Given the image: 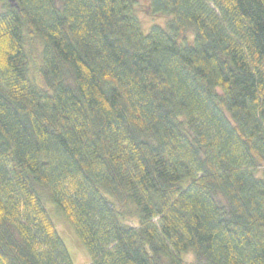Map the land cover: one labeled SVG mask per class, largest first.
Segmentation results:
<instances>
[{
  "label": "trees",
  "instance_id": "1",
  "mask_svg": "<svg viewBox=\"0 0 264 264\" xmlns=\"http://www.w3.org/2000/svg\"><path fill=\"white\" fill-rule=\"evenodd\" d=\"M8 1L0 264H72L42 186L90 264H264V0H149L146 36L136 0Z\"/></svg>",
  "mask_w": 264,
  "mask_h": 264
},
{
  "label": "rangeland",
  "instance_id": "2",
  "mask_svg": "<svg viewBox=\"0 0 264 264\" xmlns=\"http://www.w3.org/2000/svg\"><path fill=\"white\" fill-rule=\"evenodd\" d=\"M8 0H0V13L3 12L4 6L8 3ZM149 0H136L134 7V16L138 20L141 28V32L146 36L152 26H158L163 29L166 28V23L170 19L167 16L159 15L153 16L148 13ZM25 51L29 56V75L30 79L35 83L42 85L39 71L43 65V44L42 41L33 36L25 34L24 37ZM43 205L49 214L55 229L63 242L67 253L70 256L72 264H90V257L85 249L79 236L68 223L61 210L50 200V192L47 187L42 186L38 188ZM126 224L136 227L135 220H126ZM182 260L186 263H192L194 261V254L190 251L182 256Z\"/></svg>",
  "mask_w": 264,
  "mask_h": 264
}]
</instances>
